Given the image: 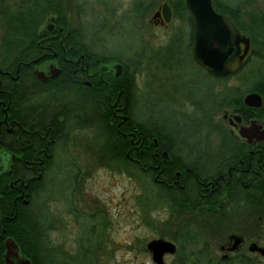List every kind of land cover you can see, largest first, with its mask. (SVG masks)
<instances>
[{
	"label": "flooded vegetation",
	"instance_id": "obj_1",
	"mask_svg": "<svg viewBox=\"0 0 264 264\" xmlns=\"http://www.w3.org/2000/svg\"><path fill=\"white\" fill-rule=\"evenodd\" d=\"M103 1L99 30L105 32L111 27L120 30L122 21L116 23L115 19L112 26L106 28L116 13L110 5L107 7L106 0ZM243 1L246 3L212 0V4L217 12L233 21L241 35L250 38V54L252 39L248 30H242L241 26L247 29L256 26L260 47L264 48V0H258L257 6L252 8L249 7L252 0ZM183 2L188 11L185 22L190 25L187 43L190 55L200 70L218 79L193 56V22L186 0ZM137 7L135 0L129 8L133 22L138 17ZM169 7L171 20L162 23V15L151 18L155 27H170L175 16L174 9ZM251 14L257 20H251ZM41 29L35 41L36 52L27 53L28 61H20L18 65L26 68L17 76L20 79L19 100L18 114L14 118L8 113L11 104L8 79L16 77L0 68V112L3 113L0 114V137L4 140V147L0 145V170L6 171L11 178L4 188L10 186L15 190L14 216L19 208L25 215L23 206L29 204L31 178H39L43 170L57 165V151L72 145L74 156L66 164V173L74 185L71 187L73 193L79 190L75 184L80 181L82 196L65 197L61 203L66 210H52L54 216L49 224L42 222L41 212L35 214L39 240L48 243L53 258L59 256L60 259L68 251L59 238L66 222L74 221L79 227L81 219L99 220L106 231L105 205L96 197L86 196L84 181L91 170L106 169L102 165V155L110 157L123 153L132 162L130 166L140 165L151 180L154 200L147 211L140 212L139 220L145 221L154 236L146 241L145 248H141L152 264L159 262L154 260L147 245L155 239L173 244L162 253L161 264H264V133L261 132L264 110L256 111L264 105V96L257 92L263 99L260 107L245 104L244 97L249 92L243 94L238 106L233 100L219 107L217 99L210 105L206 100H199L193 80L172 71L170 65L178 59L170 53L161 58L157 52L168 48L173 36L161 49L140 47L139 52L129 57V62H122L123 55L108 53L104 38L85 32L80 21L73 20L69 14L64 22L51 15ZM2 34L0 28V43ZM96 43L103 48H94ZM258 54L264 56V51ZM244 62L239 70L223 78L229 81L236 77L243 70ZM54 68L58 72L52 76L56 73ZM37 71L43 75H37ZM145 73L149 79L141 87L139 75L143 77ZM240 80L238 87L243 89L244 82ZM233 86L237 85L227 84L223 88L227 92ZM220 88L215 89V97H223L225 92ZM92 90L96 92L95 100L91 99ZM144 92L149 96L146 103L173 107L174 114L186 117L197 129L185 132L178 124L171 125L170 121L153 118L151 114L148 120L162 122V131L145 133L140 130L138 104ZM157 92L163 96H157ZM180 106L190 109L175 110ZM91 107L98 108L97 116L91 113ZM252 123L260 125L259 130L240 132ZM97 139L100 141L96 142ZM123 139L129 140L127 147L117 148ZM103 143L113 148H101ZM116 167L113 163L112 168L107 169L116 171ZM131 174L137 179L136 173ZM135 214L137 217L136 211ZM11 218L8 213H0V264H21L23 257L18 242L8 235L11 224L8 219ZM90 230L94 231V225ZM9 237L18 245L19 254L18 258L7 261L5 242ZM137 245L133 246L136 252ZM171 248L173 250H169ZM134 259L138 261L136 255ZM37 264H53V260L48 263L39 260Z\"/></svg>",
	"mask_w": 264,
	"mask_h": 264
},
{
	"label": "rangeland",
	"instance_id": "obj_2",
	"mask_svg": "<svg viewBox=\"0 0 264 264\" xmlns=\"http://www.w3.org/2000/svg\"><path fill=\"white\" fill-rule=\"evenodd\" d=\"M226 1L233 4L246 3L245 1L242 2V0ZM106 2L107 7L110 5L109 8L115 10L116 13V16L108 22L106 28L112 26L110 24L115 19L116 23L122 21L120 30L112 27L108 31L105 30V32L99 30L102 24L103 0H66L64 6L73 20L80 21V24L85 28V32L91 35L94 33L96 36L104 38L106 42L105 49L108 53L123 55L121 58L122 62H129V57L134 52H139L138 48L140 47L144 48L148 46L154 50L161 49L164 45L169 44L167 42L173 36L169 47L163 48L160 51L157 50V52L160 53L161 58L170 53L175 59H178L174 64L170 65L172 71L177 72L185 79H192L194 89L198 94L197 98L199 100L202 99L203 102L206 100L207 105H210L219 98L215 97L214 94L217 88H223L227 84L239 85L241 83L239 79L241 78L244 82L242 83L243 86H249L256 80L264 79V56H255V54H252L253 56L244 65L243 70L229 81H217L200 70L194 63L187 45L190 35V25L188 22L173 17L168 29L158 28L153 25L151 20L152 15L162 0H137V6L139 2L145 4L151 2L153 5L145 11H139L137 8L136 14L138 17L137 19L134 18V22L130 18L131 11L129 8L132 3H135V0H106ZM249 4L250 8L257 6L258 0H252ZM78 6L79 9L81 8V17L76 15L75 9ZM94 48L100 50L103 47L101 44L96 43L94 44ZM261 50L264 51V48H261L260 45L252 46V53L254 51L261 52ZM147 79L149 77L146 73L143 77L139 75L138 84L143 87L147 83ZM158 92L161 93V89ZM158 92L157 96H163ZM148 99L149 96L144 92L138 104V119L146 120L152 114L153 118L158 117L163 121H170L171 125L178 124V127L182 131L191 132L197 129L196 126L193 128L192 123L186 117L174 114L173 107L163 103L150 105L147 102L148 106L146 103ZM189 109L184 106L175 108V110L180 112H185ZM92 133L93 130H91V136ZM98 141L100 140L97 139L96 142ZM73 156L72 145H69L64 150L57 151V165L47 170L44 187L42 186L31 205L33 210L36 208L39 212L44 208L42 206L43 202H48V220L42 218L47 224L50 223V218H53L55 208H59L62 211L66 210L65 206L61 203L65 197L82 196L80 181L78 183L76 181L75 184V186H79V190L77 193H73L71 187H74V185H71V178L66 173V164L70 162ZM84 185L86 196L96 197L105 205L106 213H103V218L106 223V231H104L99 220L87 221L86 219H81L79 227L74 221L66 222V228L60 230L59 238H61V243L63 241L68 251L65 252L64 256L60 257L62 262L59 256L55 257V259L52 258L53 264H152L151 259L141 252V248H145L146 241L154 237L151 230H149V226L144 223L145 221L139 220L141 204H139L137 196L143 192V184L125 172L122 173L102 168L91 170L90 175L84 181ZM146 197H148L147 203L152 204L154 198L151 197L150 189L147 190ZM36 205L39 206L36 207ZM135 211L138 214L137 217ZM41 213L44 216V213ZM93 225L94 231H91L90 228ZM135 243L138 244V247L136 246V250L139 249L137 252L133 248ZM135 255L138 259L137 262L134 259Z\"/></svg>",
	"mask_w": 264,
	"mask_h": 264
},
{
	"label": "trees",
	"instance_id": "obj_3",
	"mask_svg": "<svg viewBox=\"0 0 264 264\" xmlns=\"http://www.w3.org/2000/svg\"><path fill=\"white\" fill-rule=\"evenodd\" d=\"M167 2L174 9L175 17L182 20H188V11L183 0H167ZM63 5V0H0V28L3 31L0 43V68L2 70H8L13 76L16 77L15 79L7 78L9 80V90L11 94V104L10 109L8 110L10 118H14L18 114V83L20 79L17 76L26 68V66L18 67V65L20 61H28L26 56L27 53L36 52L37 45L35 41L38 38L39 31H43L41 29V25L46 18H49L51 15H56L58 21L64 22V20H66L68 13ZM152 5L153 4L151 2L147 4L139 2L137 8L139 11H145L151 8ZM218 5H221V3H218ZM234 8L235 7H231V9ZM75 10L76 15L80 16L82 13L81 8L79 9L78 6ZM250 19L253 21L257 20L256 16L253 15L250 17ZM241 29L244 31L248 30V33L252 39V45H260L261 42L258 40L259 32L256 26H251L248 29L241 26ZM252 54H255V56H260L258 52L254 51L252 53L251 51L246 58L244 65L250 61V57L253 56ZM216 80L222 82L226 81V78L219 77ZM250 91L259 92L264 96V80H256L249 86L244 85L243 89L242 87H238V85L233 86V89L230 91L228 90L227 92H225L224 89L223 92L225 93H223L222 98L217 99L218 103L216 106L219 107L221 104H224L225 101L229 100H233V104L238 106L241 104L243 94ZM90 95L91 99L95 100L96 92L94 90H92ZM97 109L98 108L91 107V113L94 116H97L98 114ZM262 110H264V105L262 108L256 109L258 112ZM0 114L3 115L2 112H0ZM154 121L155 122L151 123V120L148 119H138L137 123L139 129L145 133L152 132V130L154 131L152 133L161 132L162 127H164L163 123L159 120ZM160 126L162 127L160 128ZM3 142V138L0 137V145L4 147ZM128 143L129 140L123 139L122 142L117 145V148L124 149L127 147ZM100 147L104 149H109V147L113 148L112 145L109 146L107 143H103ZM114 159L116 161H113ZM113 163L117 164V172H125L129 175L131 173H136L137 180L143 184V192L137 196V199L139 204H141V211H147L149 204L147 203L148 197H146V192L148 189L151 191V180L148 176V173L141 169L140 165L138 164L136 167L134 166V168L132 165L130 166L132 162H130V160L123 153L110 157L106 154L102 155V165H104L106 168H112ZM133 170L135 172H133ZM46 172L47 170H43L39 178H31L28 187L29 204L23 206L25 215L21 214V208H19L16 212V215L14 216L15 190L10 186H8L7 189L4 188V184L8 183L11 178L7 177L6 171L0 170V213H8L10 217H13L8 219L11 223L8 228V235L12 236L18 242L19 246L21 247V253L25 258L30 260L31 264H37L39 260L48 263L51 262L53 258L52 249L48 243L46 244L40 242L39 240V231L37 227L38 219L35 215L38 211L36 208L34 210L31 208V205L35 200V196L39 193L42 186L44 187ZM25 177L28 178L29 175L26 173ZM38 206L39 205H36V207ZM42 206L44 208H42V210L39 212L44 213V216L42 213H40V215L42 222L45 223V220L42 218H48V202H43Z\"/></svg>",
	"mask_w": 264,
	"mask_h": 264
},
{
	"label": "water",
	"instance_id": "obj_4",
	"mask_svg": "<svg viewBox=\"0 0 264 264\" xmlns=\"http://www.w3.org/2000/svg\"><path fill=\"white\" fill-rule=\"evenodd\" d=\"M186 6L191 13L193 22L192 51L197 63L216 77H224L239 70L249 54L250 38L241 35L228 16L216 11L212 0H186ZM159 15H162V23H168L171 20L172 12L166 1H162L152 18ZM54 69L56 73L52 76L58 72L57 68ZM36 74L43 75V72L37 71ZM244 102L248 106L260 107L263 99L259 93L249 92L245 95ZM259 128L260 125L256 126L252 123L250 127L241 129L240 132H253ZM261 132L264 133V129ZM5 246L7 261L8 258H18L19 248L12 238H7ZM172 246L171 242L163 239L152 240L147 245L153 252L154 260L159 264H161L162 253ZM169 250H173V248ZM21 264L31 263L28 258L23 256Z\"/></svg>",
	"mask_w": 264,
	"mask_h": 264
}]
</instances>
